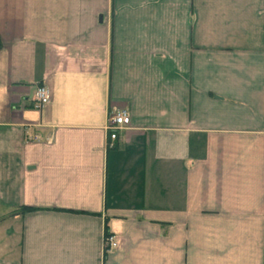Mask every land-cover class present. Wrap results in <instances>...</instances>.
I'll list each match as a JSON object with an SVG mask.
<instances>
[{"label":"crops","instance_id":"1","mask_svg":"<svg viewBox=\"0 0 264 264\" xmlns=\"http://www.w3.org/2000/svg\"><path fill=\"white\" fill-rule=\"evenodd\" d=\"M0 42V264H264V0H0Z\"/></svg>","mask_w":264,"mask_h":264},{"label":"built area","instance_id":"2","mask_svg":"<svg viewBox=\"0 0 264 264\" xmlns=\"http://www.w3.org/2000/svg\"><path fill=\"white\" fill-rule=\"evenodd\" d=\"M50 101V91L45 86H38L35 91L34 102L36 108H43ZM130 126V116L126 110H116L108 115L106 132V146L109 149L116 147L117 134L120 130H125ZM29 140L38 139L37 136L29 137ZM104 249L109 251L116 246L112 236H105Z\"/></svg>","mask_w":264,"mask_h":264},{"label":"trees","instance_id":"3","mask_svg":"<svg viewBox=\"0 0 264 264\" xmlns=\"http://www.w3.org/2000/svg\"><path fill=\"white\" fill-rule=\"evenodd\" d=\"M0 48H1V42H0ZM35 209L34 208H31V207H21L17 210H15L12 214L13 215H23V214H26V213H29V212H32L34 211ZM105 236H109V234L106 232L105 233Z\"/></svg>","mask_w":264,"mask_h":264}]
</instances>
